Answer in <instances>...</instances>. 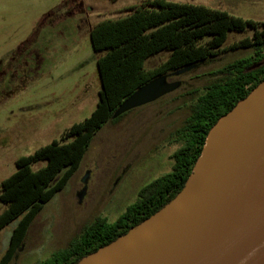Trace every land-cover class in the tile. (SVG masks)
I'll return each instance as SVG.
<instances>
[{
  "label": "rangeland",
  "instance_id": "1",
  "mask_svg": "<svg viewBox=\"0 0 264 264\" xmlns=\"http://www.w3.org/2000/svg\"><path fill=\"white\" fill-rule=\"evenodd\" d=\"M141 1L0 0V182L15 171L17 157L59 139L71 124L89 116L101 89L99 53L89 31ZM173 1L264 21V0ZM250 34L249 28L230 31L225 45ZM247 53L226 50L197 64L178 76L181 85L174 91L106 123L66 185L35 216L10 264H40L95 217L114 221L144 184L170 170L177 146L172 132L187 113L185 92L200 86L208 71ZM167 55L162 50L149 56L144 67L153 68ZM5 207L0 201V213ZM16 221L0 229V255Z\"/></svg>",
  "mask_w": 264,
  "mask_h": 264
},
{
  "label": "trees",
  "instance_id": "2",
  "mask_svg": "<svg viewBox=\"0 0 264 264\" xmlns=\"http://www.w3.org/2000/svg\"><path fill=\"white\" fill-rule=\"evenodd\" d=\"M126 8L124 16L103 19L89 31L91 46L99 53L96 67L101 89L95 108L66 128L59 139L17 157L15 171L0 182V201L6 204L0 213V229L17 219L0 264H10L33 219L78 169L94 135L106 123L137 108L112 117L139 86L160 75L168 81L179 80L176 71L188 67L187 72L226 50L248 51L208 71L200 86L185 92L187 113L172 132L177 146L170 170L144 184L114 221L95 217L40 264H75L169 202L190 175L213 125L264 79V21L203 3L173 0H142ZM247 28L250 35L225 45L230 31ZM162 50L167 57L153 68H145V60ZM41 161L44 164L33 167Z\"/></svg>",
  "mask_w": 264,
  "mask_h": 264
},
{
  "label": "water",
  "instance_id": "3",
  "mask_svg": "<svg viewBox=\"0 0 264 264\" xmlns=\"http://www.w3.org/2000/svg\"><path fill=\"white\" fill-rule=\"evenodd\" d=\"M179 85L165 75L154 77L112 117ZM263 183L264 79L213 125L190 175L169 202L75 264H264V208L241 216Z\"/></svg>",
  "mask_w": 264,
  "mask_h": 264
},
{
  "label": "bare ground",
  "instance_id": "4",
  "mask_svg": "<svg viewBox=\"0 0 264 264\" xmlns=\"http://www.w3.org/2000/svg\"><path fill=\"white\" fill-rule=\"evenodd\" d=\"M263 208H264V183L251 196L246 207L242 211L241 216H247L250 213L256 212Z\"/></svg>",
  "mask_w": 264,
  "mask_h": 264
}]
</instances>
